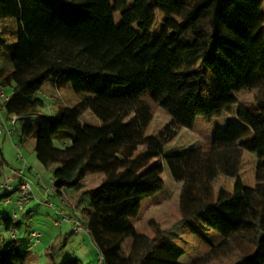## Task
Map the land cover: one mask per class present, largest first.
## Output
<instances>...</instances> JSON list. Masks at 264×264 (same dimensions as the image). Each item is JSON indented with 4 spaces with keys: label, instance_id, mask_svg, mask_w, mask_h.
Instances as JSON below:
<instances>
[{
    "label": "trees",
    "instance_id": "1",
    "mask_svg": "<svg viewBox=\"0 0 264 264\" xmlns=\"http://www.w3.org/2000/svg\"><path fill=\"white\" fill-rule=\"evenodd\" d=\"M263 5L264 0H133L125 8L111 0H0V23L15 26L8 61L0 57V88L11 89L0 113L9 121L37 116L45 105L37 94L47 83L89 95L73 107L59 106L41 125L24 123L20 141L34 138L36 160L54 166V191L73 193L102 264H180L182 250L160 230L149 237L130 220L163 189V168L152 162L163 157L179 130L191 129L197 117L209 121L230 113L235 104L238 123L217 127L204 147L165 156L164 162L180 184L179 224L202 240L205 231L216 232L210 255L227 256L245 243L250 250L231 264H264ZM157 14L161 26L153 38ZM243 91L253 92L252 98L239 101L235 95ZM154 106L170 120L146 136ZM86 113L100 126L83 124ZM243 152L258 160L253 188L238 179ZM5 166L0 149V180ZM103 173L97 187L83 190L87 176ZM220 175L236 181L231 192L220 190L215 197L213 182ZM18 185L0 190V206ZM12 213L0 209L3 232L21 227ZM19 213L27 215L24 209ZM30 256L23 240L0 239V264H26Z\"/></svg>",
    "mask_w": 264,
    "mask_h": 264
},
{
    "label": "rangeland",
    "instance_id": "2",
    "mask_svg": "<svg viewBox=\"0 0 264 264\" xmlns=\"http://www.w3.org/2000/svg\"><path fill=\"white\" fill-rule=\"evenodd\" d=\"M133 0H111L113 6L130 7ZM264 12V5L262 8ZM115 24L120 23V13L114 14ZM161 15L157 14V20L151 30V36L154 38L160 31ZM14 23L10 20L0 23V54L1 51L6 55L0 57L8 61V53L15 42ZM135 29V27H133ZM264 30V28H263ZM1 59V60H2ZM7 96L11 89H4ZM253 92H239L235 96L239 101H248L252 98ZM89 97L88 94H75L69 87L56 90L50 85L44 84L37 98L44 101V107L40 108L37 116L27 118H16L12 126L4 112L0 113V131L10 130L11 135H0V149L6 166L3 169V179L11 178L13 185H18L19 180L26 182L31 187L32 198L24 206V211L28 212V217H22L17 209V221L21 222V227L12 232H3L0 228V239L10 240L13 237L24 241L25 246H29L30 259L26 264H62L67 259H77L83 264H102L99 254L91 242L88 234L83 230L80 222L79 209L75 207L74 196L70 190L55 191L60 193V197L52 189V170L54 166L45 167L35 158L34 146L35 139L32 137L21 139V126L24 123H37L41 125V118L53 116L59 106L73 107L81 100ZM237 105H233L230 113H223L218 117H213L209 121L197 117L191 129H180L178 135L165 146L163 157L154 160L152 163L160 164L163 168L161 179L163 189L153 198L147 199L141 203L139 213L136 218L130 220V225L137 232L152 237L156 230H160L168 241L178 246L183 255L179 258L180 264H231L236 260L237 254H243L250 250L245 243H237L233 252L227 256L219 257L210 255L209 243H216L219 236L214 231H205L202 240L192 235L189 230L179 224L180 213L178 207L180 184L174 182L168 168L164 162V157L182 153L191 149L202 148L208 144L214 130L217 127H223L227 122H236L235 110ZM12 119V118H11ZM170 117L159 106L153 107V117L145 131L146 136L158 134L168 123ZM81 122L89 126L99 127L98 119L90 113H86ZM59 141L55 140V146L59 147ZM61 146V145H60ZM21 157V158H18ZM257 157L248 152H243L238 173V179L247 188H253L255 185V167ZM115 167L121 169V164L116 162ZM103 174L87 176L83 180V190L97 187L103 179ZM0 180L1 181H3ZM235 178L218 176L213 182L214 196L218 195L220 190L231 192L235 183ZM13 194L9 199L16 200ZM70 196V197H69ZM0 206L5 215H10L14 208L12 206ZM13 209V210H12ZM77 220L81 232L75 233L73 226L63 218ZM39 234V239L35 242L30 237V233ZM130 241L127 240L123 248L127 250ZM54 247L51 251L50 248ZM52 254L53 260L49 257Z\"/></svg>",
    "mask_w": 264,
    "mask_h": 264
},
{
    "label": "built area",
    "instance_id": "3",
    "mask_svg": "<svg viewBox=\"0 0 264 264\" xmlns=\"http://www.w3.org/2000/svg\"><path fill=\"white\" fill-rule=\"evenodd\" d=\"M7 100H8V96L6 95L5 91L2 88H0V111L3 109V106ZM15 122H16V118L13 117L10 120V124L13 126L15 124ZM2 133H5L6 135H11L10 130H1L0 134H2ZM18 158H21V157H18ZM12 182L13 181L11 178L3 179V181L0 182V190H2V191L3 190H5V191L13 190V183ZM18 184L19 185H18V189L16 191V196H17L16 200L14 202H12L9 198H7V199H4L3 202H4L5 206L13 205V207L15 209H17L19 212H21L24 209V206L26 204H28L30 199L32 198V191H31V187L26 182L19 180ZM53 191H54V189H53ZM12 218L13 219L17 218L16 212L12 213ZM63 219L66 220V222L70 223L73 226L75 233L81 232V228H80L79 222L77 220H71V219L66 218V217H64ZM30 237L32 239H34L36 242L39 239V234L36 232H32L30 234Z\"/></svg>",
    "mask_w": 264,
    "mask_h": 264
},
{
    "label": "crops",
    "instance_id": "4",
    "mask_svg": "<svg viewBox=\"0 0 264 264\" xmlns=\"http://www.w3.org/2000/svg\"><path fill=\"white\" fill-rule=\"evenodd\" d=\"M15 196H16V195H15ZM28 212H31V211L29 210ZM28 212H26V213H27V217L29 216V215H28Z\"/></svg>",
    "mask_w": 264,
    "mask_h": 264
}]
</instances>
